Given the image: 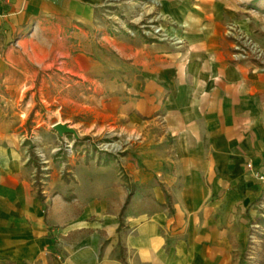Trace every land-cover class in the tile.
Segmentation results:
<instances>
[{
	"label": "crops",
	"instance_id": "crops-1",
	"mask_svg": "<svg viewBox=\"0 0 264 264\" xmlns=\"http://www.w3.org/2000/svg\"><path fill=\"white\" fill-rule=\"evenodd\" d=\"M161 1L184 46L108 35L98 0H0V91L56 67L136 140L108 165L51 172L43 203L25 115L0 97V264H234L239 218L264 200L247 169L264 175V70L232 59L226 0Z\"/></svg>",
	"mask_w": 264,
	"mask_h": 264
},
{
	"label": "rangeland",
	"instance_id": "rangeland-1",
	"mask_svg": "<svg viewBox=\"0 0 264 264\" xmlns=\"http://www.w3.org/2000/svg\"><path fill=\"white\" fill-rule=\"evenodd\" d=\"M98 1L103 6L99 15L108 35L177 47L176 42L182 40L185 45L182 35L171 32L177 31L179 25L163 12L161 0ZM226 1L235 12L224 27V35L232 46V59L235 60L233 53L248 48L249 39L264 51L260 41L264 39V0ZM159 29L160 33H155ZM99 91L95 85L56 67L33 74L27 89L0 91V97L11 100L7 107L25 115L24 129L29 133L25 144L29 146L32 165L41 166L42 189L51 172L69 179L72 173L67 171L74 165L108 157L114 162L128 156L126 147L136 142L135 137L115 134L112 121H104L103 96ZM59 127L71 131L61 133ZM69 162L73 165L68 166ZM248 216L242 213L239 219L244 220L243 226L234 235V264H264V227L258 222L264 219V200L252 204Z\"/></svg>",
	"mask_w": 264,
	"mask_h": 264
},
{
	"label": "built area",
	"instance_id": "built-area-1",
	"mask_svg": "<svg viewBox=\"0 0 264 264\" xmlns=\"http://www.w3.org/2000/svg\"><path fill=\"white\" fill-rule=\"evenodd\" d=\"M160 31L161 30L159 29L155 33L158 34ZM162 40H164V38ZM176 44L181 46L182 40H179L176 42ZM248 45L249 46L247 49H241L240 51L238 50V52L233 53V58L235 61L253 63L255 65L254 69L264 70V51L258 46L257 43H253V40L251 39H249ZM247 169L249 172H253L260 181L264 182V175H259L256 173L252 164H248Z\"/></svg>",
	"mask_w": 264,
	"mask_h": 264
},
{
	"label": "trees",
	"instance_id": "trees-1",
	"mask_svg": "<svg viewBox=\"0 0 264 264\" xmlns=\"http://www.w3.org/2000/svg\"><path fill=\"white\" fill-rule=\"evenodd\" d=\"M111 162H113L112 161V159H111V157H108V158H104V160L102 161V158H100L99 160H98V164L99 165H108V164H110ZM29 165L30 164H32V162L29 160ZM35 167L38 169V175L36 176V178H35V186L37 187V188H39V192L40 193H38V197L41 199V201L44 203L45 202V196L43 195V193H42V183H41V178H42V170H41V166L40 165H35ZM129 195H128V197H127V200H126V204H125V206H124V208H123V211L122 212H124V210H125V208H126V206L130 203V200H131V197H132V195H133V190L129 187ZM165 195H166V199H167V206L169 207V209H170V211L172 212V202H171V197L169 196V194L165 191ZM45 212H47V209L45 208ZM121 224H120V227H119V229H118V231H120L121 230V228H122V225H123V220H122V214H121ZM258 222H259V224L261 225V226H263L264 227V219H260V220H258ZM118 260L122 263V264H128L127 262H126V259L121 255V256H119V258H118Z\"/></svg>",
	"mask_w": 264,
	"mask_h": 264
},
{
	"label": "water",
	"instance_id": "water-1",
	"mask_svg": "<svg viewBox=\"0 0 264 264\" xmlns=\"http://www.w3.org/2000/svg\"><path fill=\"white\" fill-rule=\"evenodd\" d=\"M57 130L59 132H61V133H70V131H71V130H68V129L64 128V127H59Z\"/></svg>",
	"mask_w": 264,
	"mask_h": 264
}]
</instances>
